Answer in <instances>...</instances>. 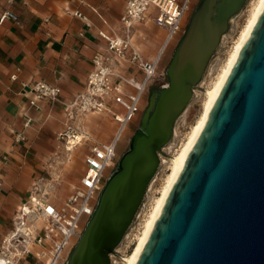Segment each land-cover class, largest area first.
<instances>
[{
  "label": "water",
  "instance_id": "1",
  "mask_svg": "<svg viewBox=\"0 0 264 264\" xmlns=\"http://www.w3.org/2000/svg\"><path fill=\"white\" fill-rule=\"evenodd\" d=\"M246 0H200L67 264H111L159 166L157 147ZM136 264H264V8Z\"/></svg>",
  "mask_w": 264,
  "mask_h": 264
},
{
  "label": "built area",
  "instance_id": "2",
  "mask_svg": "<svg viewBox=\"0 0 264 264\" xmlns=\"http://www.w3.org/2000/svg\"><path fill=\"white\" fill-rule=\"evenodd\" d=\"M189 11L190 0H126L119 26L98 30L105 48L94 53L83 89L71 101L64 102V127L56 135L66 151L87 144L82 175L61 204L46 194L42 178L33 182L27 200L16 210L12 228L0 242V264H30L29 261L32 264H67L120 159L116 152L118 139L128 123L140 120L142 105L156 76L160 54L151 60L144 58L133 41L135 27L151 19L155 26L165 29L161 51L166 50L170 43L182 37L186 28L184 19ZM72 14L86 20L78 10ZM9 18L15 20L16 16L3 11L0 23ZM15 78V74L11 75V79ZM29 94L28 105L37 107L38 101H59L60 88L37 81L30 84ZM88 113H107L116 124L108 142L98 141L76 126V122ZM30 122L27 118L24 127ZM24 138L22 133L14 136L15 142ZM159 167L160 164L151 182ZM144 200L134 220L139 217ZM136 230L138 232V227Z\"/></svg>",
  "mask_w": 264,
  "mask_h": 264
},
{
  "label": "crops",
  "instance_id": "3",
  "mask_svg": "<svg viewBox=\"0 0 264 264\" xmlns=\"http://www.w3.org/2000/svg\"><path fill=\"white\" fill-rule=\"evenodd\" d=\"M125 1L0 0V15L7 10L16 16L15 20L9 18L0 23V242L12 228L16 210L27 200L43 164L55 158L56 135L65 121L64 102L71 101L83 89L94 53L105 48L98 30L119 26ZM197 1L190 0V4ZM75 10L83 13L86 20L74 16ZM188 16L189 13L184 23ZM152 26L148 19L139 26L140 30L135 28L143 39L134 43L145 59L161 53V60L166 31L158 28L150 34L148 29ZM146 42L153 47L150 53L144 50ZM177 42L176 39L170 44L173 47ZM13 74L15 79H11ZM37 81L59 87V101L42 100L37 107H30L29 87ZM99 114L98 120L85 115L76 126L87 130L94 139L108 142L116 124L107 113ZM27 118L31 122L24 127ZM102 122L108 132L101 131ZM16 133H22L24 140L15 142ZM73 152L74 149L67 152V157Z\"/></svg>",
  "mask_w": 264,
  "mask_h": 264
},
{
  "label": "rangeland",
  "instance_id": "4",
  "mask_svg": "<svg viewBox=\"0 0 264 264\" xmlns=\"http://www.w3.org/2000/svg\"><path fill=\"white\" fill-rule=\"evenodd\" d=\"M199 1L200 0H198L195 4H190V11L188 19L186 21V25L188 23L190 15L197 7ZM253 4L254 0H246L240 10L230 17L227 29L223 33L216 50L210 57L190 101L181 112V114L177 117L174 123V133L168 141V144L162 149L159 171L156 174L153 182H151L149 186V191L144 200V205L139 211L140 215L134 220L124 239L116 247V254L112 256V264H124L128 256L130 255L131 252L129 251L130 249L132 251L134 247L132 246L134 242L133 239H135L136 236L138 238L141 234L144 221L151 211L154 201L158 198V192L165 184L166 177L169 174V170L173 162V158L176 156L179 149L186 141V138L188 137L191 129L198 119L204 101L206 100L207 92L211 89V86L213 85V82L215 81L221 68L223 67L228 54L237 41L239 34L248 19ZM140 25L142 24L136 25L135 28L140 30ZM157 29L158 27L153 24V26L148 29V31L150 34H152ZM142 39V35H140L138 32L134 33L133 41L136 44ZM148 43L149 42L145 43L144 50L145 52L150 53L153 51V47ZM176 45L172 47V45L170 44L169 47L165 50L163 57L159 61V65L161 64L162 66H157L156 76L150 85L148 95L142 105V113L148 105L149 95L151 91L160 89L167 84L166 69L172 58ZM86 115H92L93 120H98L101 114L88 113ZM139 123V119H134L133 121L128 123L125 129L122 131L116 147V152H119V157H121V155L128 149L130 138L139 126ZM100 129L103 132H108V127L104 122L101 123ZM86 149L87 144L74 149V152L72 153V155L70 154L68 158L67 152H65L62 145H60V143L58 142L55 158L50 159L43 164V168L41 169L39 177L42 178V187H44L45 191L49 192V196L57 204H61L64 199L71 193L73 187L78 183V180L83 172L82 156L84 152H86ZM137 227L138 232L136 230ZM136 239L134 244L136 243ZM128 252L129 254L127 255ZM124 256H126V258L123 261Z\"/></svg>",
  "mask_w": 264,
  "mask_h": 264
},
{
  "label": "bare ground",
  "instance_id": "5",
  "mask_svg": "<svg viewBox=\"0 0 264 264\" xmlns=\"http://www.w3.org/2000/svg\"><path fill=\"white\" fill-rule=\"evenodd\" d=\"M263 8H264V0H254V4L251 8L248 19H247L243 29L241 30L237 41L235 42L230 53L228 54V57H227L224 65H223V67L221 68V70L218 73L215 81L213 82L211 89L208 90L206 100L204 101V104H203L202 109H201V113H200L198 119L196 120L193 128L191 129V132L189 133L187 138L185 137L186 141L181 146V148L179 149L176 156L173 158V162L171 164L169 174L166 177L165 184L163 185L162 189L158 192V198L154 201L153 207H152L151 211L149 212L146 220L144 221L141 234L139 235L138 238L136 236L137 239L135 238L136 239L135 244H134L135 239H133L134 245L132 244V246H134V247H133L132 251L130 249L129 252H131V253L128 256V258L126 259V261L124 262V264H136V261L140 255L142 249L144 248L146 241L148 240V237H149V235H150V233L154 227V224H155L158 216L160 215V212H161L162 207L166 201V198H167L172 186L174 185L178 175L180 174V172L184 166V163L187 159V156L190 153L194 143L196 142V140H197V138H198L205 122H206L209 111L212 108L214 102L216 101V99H217V97H218V95H219V93H220V91H221V89H222V87H223L234 63L236 62L242 48H243L244 44L246 43V40H247L252 28L254 27V25H255V23H256V21H257V19H258ZM163 51H165V50L163 49L162 52ZM160 57H161V55L159 56V61H160ZM198 82L191 84L192 94L194 93V90L197 87ZM173 133H174V129H173ZM167 144H168V142L164 146H166ZM164 146L157 147V155L159 157V163H161L160 156H161L162 149ZM66 152H70V148H69V151H66ZM47 193H49V192L46 191V194ZM116 247L112 248V249L108 248V250H107L109 253V258H110L111 263H112V256H114L116 254ZM129 252L127 253V255L129 254ZM126 256H124L123 261L125 260Z\"/></svg>",
  "mask_w": 264,
  "mask_h": 264
}]
</instances>
